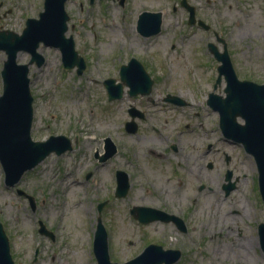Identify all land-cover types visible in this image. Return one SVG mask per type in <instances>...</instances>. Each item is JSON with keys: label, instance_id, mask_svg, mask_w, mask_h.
Listing matches in <instances>:
<instances>
[{"label": "rangeland", "instance_id": "obj_1", "mask_svg": "<svg viewBox=\"0 0 264 264\" xmlns=\"http://www.w3.org/2000/svg\"><path fill=\"white\" fill-rule=\"evenodd\" d=\"M43 1L0 0V30L20 34L28 18H38ZM186 1L209 30L188 24V12L179 7L180 0L65 3L66 37L73 38L86 68L81 75L75 67L64 69L60 51L40 44L38 52L45 63L30 66L31 138L44 141L63 135L73 149L61 156L51 154L14 187L5 186L0 165V223L15 264H97L93 238L99 217L107 232L111 262L124 263L152 243L164 250H179L181 258L174 264H264L258 237L264 204L253 159L245 156L240 145L218 144L234 162H243L236 169L235 190L225 196L220 186L225 171L221 156L215 170L206 167L211 154L204 156L209 143L221 137L217 115L206 105L207 95H224L225 88L222 79L213 89L219 63L208 44L222 52L223 45L216 40L222 39L238 79L264 83V1ZM142 11L161 12L158 35L144 38L138 34ZM18 56L19 64L30 60L28 53ZM131 57L143 61L154 80L151 97L155 101L144 107L147 119L137 120L136 134L127 133L124 124L129 120L127 109L138 100L124 94L108 101L103 86L108 78L120 81L119 71ZM5 59L0 51V94ZM166 93L179 95L188 106L176 110L162 103ZM191 122L192 129L186 130L184 125ZM152 127L166 137L163 142ZM107 137L116 145L117 154L100 163L95 154L103 153ZM169 143L180 154L169 150ZM191 156L194 177L186 170ZM118 170L128 174L130 184L121 198L114 196ZM209 176H215V182ZM16 189L33 197L34 209ZM102 202L106 204L99 215L97 207ZM134 206L175 215L186 230L172 223L140 224L130 214ZM39 221L53 239L38 233Z\"/></svg>", "mask_w": 264, "mask_h": 264}, {"label": "water", "instance_id": "obj_2", "mask_svg": "<svg viewBox=\"0 0 264 264\" xmlns=\"http://www.w3.org/2000/svg\"><path fill=\"white\" fill-rule=\"evenodd\" d=\"M67 0H44L43 11L38 18H28L21 34L9 30L0 31V50L6 54V60L1 70L2 93L0 95V165L2 166L5 184L12 187L17 184L25 172L32 170L46 157L54 153L57 156L72 150L70 139L63 135L50 136L44 141H33L30 135L33 121V97L30 92L29 67L33 63L41 67L44 57L37 52L39 45L54 47L60 50L62 63L65 69L77 68L80 75L85 69L83 58L75 51L71 36L66 37L69 16L65 11ZM94 0H90L92 3ZM123 4L124 0H119ZM189 11V24L195 23L193 7L185 4ZM200 26L208 29L203 22ZM161 12L144 11L139 15L137 31L144 37L157 35L161 31ZM223 52H218L210 43L209 51L220 62L216 84L224 76L226 87L225 96L209 93L207 103L219 114V125L223 135L234 143L241 144L246 153L252 156L258 172V187L264 203V83L256 84L247 80H239L233 69L224 41ZM30 54L27 64L17 62L18 53ZM120 82L114 79L104 81L109 100L120 99L123 87L129 88L130 95H147L151 92L152 80L142 65L131 59L127 65L120 69ZM215 87V86H214ZM135 116L132 115V118ZM242 120L239 123L237 120ZM127 132H135L134 122L125 125ZM116 153V148L109 138L105 139V154L99 158L105 162ZM234 188V184L226 187V193ZM129 189L128 176L123 171L116 172L115 197H125ZM18 194L29 199L34 209L35 203L31 196L18 190ZM106 202L98 205L100 215ZM130 214L141 224L151 222H173L178 229L184 231L182 220L152 207L135 206ZM39 233L49 236L42 222H39ZM261 248L264 252V224L258 228ZM93 253L97 264H174L180 257L179 250H164L156 244H149L133 259L124 263L111 262L108 254L107 233L98 218L93 239ZM0 264H15L10 254L8 238L0 223Z\"/></svg>", "mask_w": 264, "mask_h": 264}, {"label": "flooded vegetation", "instance_id": "obj_3", "mask_svg": "<svg viewBox=\"0 0 264 264\" xmlns=\"http://www.w3.org/2000/svg\"><path fill=\"white\" fill-rule=\"evenodd\" d=\"M186 3H187V1H186ZM179 7H182L183 9L186 8V6H183L181 4V0L179 2ZM177 8H178V6L174 2V4L172 5V11L175 12L177 10ZM140 62L142 63L143 67L146 68L145 65H144L145 63L143 61H140ZM153 85H154V82H153ZM152 91H153V87H152V90H151V92H150L149 95H141V94L130 95L129 94V97L130 98H134V101H137L138 100L135 105H130L129 108L127 109V114H128V117L129 118H130V115H135L136 117H138V116L141 115V119L139 120L140 122H143L145 119H147L146 113L144 112V107L147 104H149V103H154L155 100H154V98L151 97ZM162 103H166V104H169L171 106H174L173 109H176V110L179 109V107L188 106V103L185 102V101H183L180 98L179 95H177V94H171V93H166L165 96L162 97ZM165 118L166 117L163 118L164 119V123L167 122V120ZM164 125L165 124H163V126ZM193 125H194L193 122L186 123L184 125V127H185L186 130H191L192 127H193ZM217 127L219 128L218 116H217ZM137 129H139V125H137ZM152 131L159 132L160 130L158 128H156V127H152ZM189 132H191V131H189ZM220 135H221V137L219 136V138H217L215 140V143L214 142H210L209 143V145L207 146L206 152L204 153V156H206L209 153L212 156L211 161H209L207 163V165H206V167L208 169H211V170L218 169L219 163L220 162L223 163V166L222 167L225 168V171H224V179L220 183V186L222 188V191L224 192V195L225 196H228L236 188V183L238 181V175H236V169L243 167V162H241V161H239L238 163L234 162V158L231 157L230 155H228L223 148L221 149L218 146L219 143H223V142L232 143L229 139L225 138L222 135V133ZM158 136L160 138H162V142H163L164 138L166 139V137H163V135L160 132L158 133ZM236 145H239V144H236ZM167 146H168L169 150H171L172 152H174L176 154H180L181 151H179L178 147L176 145H174L173 143H169ZM243 152H244V150H243ZM103 153H105L104 148H103ZM103 153H101V154H103ZM101 154H98V155L101 156ZM116 154H117V152H116ZM244 154H245V156L247 155L245 152H244ZM219 156H221V161L220 162L216 161V159ZM193 158H194V156L188 157L186 170H187V172L190 175H192L194 177L195 170H193V168H194L195 163H193V161H192ZM243 160H245V159H243ZM209 178L211 180H213L214 182L216 180V177L215 176L213 177V179L210 176H209ZM115 180H116V175H115ZM231 183L234 184V188L232 190H230L229 193H226V190L225 189H226V187H229ZM162 211H164V210H162Z\"/></svg>", "mask_w": 264, "mask_h": 264}, {"label": "bare ground", "instance_id": "obj_4", "mask_svg": "<svg viewBox=\"0 0 264 264\" xmlns=\"http://www.w3.org/2000/svg\"><path fill=\"white\" fill-rule=\"evenodd\" d=\"M20 56H18V58H19ZM80 211V210H79ZM80 212H82V211H80ZM246 240H249V244H252L253 243V239L251 238V237H248V238H246Z\"/></svg>", "mask_w": 264, "mask_h": 264}]
</instances>
